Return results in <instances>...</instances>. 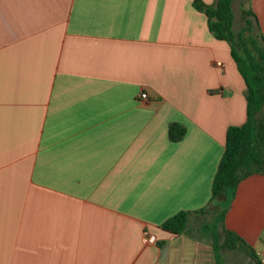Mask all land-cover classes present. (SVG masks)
<instances>
[{
	"label": "crops",
	"instance_id": "1",
	"mask_svg": "<svg viewBox=\"0 0 264 264\" xmlns=\"http://www.w3.org/2000/svg\"><path fill=\"white\" fill-rule=\"evenodd\" d=\"M194 1L0 0V264H213L209 236L160 228L206 205L245 121L228 44ZM244 6L264 38V0ZM215 203L264 263V175Z\"/></svg>",
	"mask_w": 264,
	"mask_h": 264
},
{
	"label": "trees",
	"instance_id": "2",
	"mask_svg": "<svg viewBox=\"0 0 264 264\" xmlns=\"http://www.w3.org/2000/svg\"><path fill=\"white\" fill-rule=\"evenodd\" d=\"M246 1H239L240 24L236 29L233 28L232 0H214L211 5L193 2L194 7L205 14L208 30L228 44L230 57L244 83L245 121L226 129L224 149L212 177L206 205L193 211H177L160 224V228L172 234H193L189 216L213 209L208 213L210 220L199 230L211 239L213 264H220L222 250L235 249L242 250L255 264H264L236 233L224 227L225 207L215 203L226 189L232 192L241 179L251 174L264 175V38L254 13L244 6ZM184 131L179 123L167 125L170 141L180 139Z\"/></svg>",
	"mask_w": 264,
	"mask_h": 264
},
{
	"label": "rangeland",
	"instance_id": "3",
	"mask_svg": "<svg viewBox=\"0 0 264 264\" xmlns=\"http://www.w3.org/2000/svg\"><path fill=\"white\" fill-rule=\"evenodd\" d=\"M233 13H234V25L233 28L236 29L238 25L240 24L239 21V14H238V9H237V0H233ZM208 220H210V215L205 213V214H200L196 219L193 225L197 227V230H194L195 235L199 238H203L206 241H209L208 234L202 235L203 232H200L201 227L204 223H206ZM221 255L223 256V259H225V264H244L246 260V256L243 253L242 250L235 249V250H222Z\"/></svg>",
	"mask_w": 264,
	"mask_h": 264
},
{
	"label": "built area",
	"instance_id": "4",
	"mask_svg": "<svg viewBox=\"0 0 264 264\" xmlns=\"http://www.w3.org/2000/svg\"><path fill=\"white\" fill-rule=\"evenodd\" d=\"M216 65H221L220 62H216ZM140 97H145L144 93H140ZM142 242L144 244H154L155 243V237L153 234L149 233L148 231L144 230L142 232Z\"/></svg>",
	"mask_w": 264,
	"mask_h": 264
},
{
	"label": "water",
	"instance_id": "5",
	"mask_svg": "<svg viewBox=\"0 0 264 264\" xmlns=\"http://www.w3.org/2000/svg\"><path fill=\"white\" fill-rule=\"evenodd\" d=\"M165 252H166V246H163L161 249V253L159 256L160 262L164 263V258H165ZM247 264H255L251 259L247 261Z\"/></svg>",
	"mask_w": 264,
	"mask_h": 264
}]
</instances>
